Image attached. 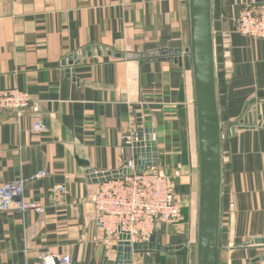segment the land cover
<instances>
[{
  "label": "crops",
  "instance_id": "1",
  "mask_svg": "<svg viewBox=\"0 0 264 264\" xmlns=\"http://www.w3.org/2000/svg\"><path fill=\"white\" fill-rule=\"evenodd\" d=\"M245 1L211 0L223 177L218 264H264V243H256L264 239V39L237 31ZM190 47V0H0V89L33 99L22 111L0 108V187L21 180L25 199L46 208L0 213V264H42L45 253L70 254L73 264H198ZM254 107L261 121L246 122ZM146 116L154 167L175 181L189 214L158 225L156 243L169 249L129 253L97 225L92 174L134 165L136 148L124 137L145 128ZM37 117L48 131H33Z\"/></svg>",
  "mask_w": 264,
  "mask_h": 264
},
{
  "label": "built area",
  "instance_id": "2",
  "mask_svg": "<svg viewBox=\"0 0 264 264\" xmlns=\"http://www.w3.org/2000/svg\"><path fill=\"white\" fill-rule=\"evenodd\" d=\"M236 29L245 36L264 39V0H246L236 20ZM33 105L29 93L18 89H0V108L19 111ZM136 132L126 135L125 141L135 147L146 142L144 126H138ZM33 131H48L46 123L37 117ZM145 148L147 145L144 146ZM143 172L134 171L122 177H114L99 184L91 199L98 212L97 225L104 234L116 237L120 241H129L132 245L148 241L163 222H176L182 218V205L176 194L175 181L157 170L154 165ZM179 174V172L177 173ZM45 172L36 176L43 177ZM55 192L64 191L58 186ZM23 181H12L0 187V213L12 211L45 212V206L37 201H27L24 197ZM42 264H73L70 254L41 255Z\"/></svg>",
  "mask_w": 264,
  "mask_h": 264
},
{
  "label": "water",
  "instance_id": "3",
  "mask_svg": "<svg viewBox=\"0 0 264 264\" xmlns=\"http://www.w3.org/2000/svg\"><path fill=\"white\" fill-rule=\"evenodd\" d=\"M191 6V60L194 71L197 130L200 161V199L198 218V264H218V241L221 217L222 198V156H221V125L218 113L216 84V54L211 22V0H190ZM261 92L259 97L262 98ZM256 99L252 101L254 104ZM258 109L246 117V122L261 121ZM146 142L136 145V160L114 173L92 174L93 182L102 183L114 177L143 172L156 165V145L153 140L151 117H145ZM264 125V122H259ZM147 145L145 148L144 146ZM256 243H264L257 239ZM131 253L133 250L164 249L157 245L154 233L148 241L134 243L121 241V250ZM173 248V247H172ZM128 258V257H127Z\"/></svg>",
  "mask_w": 264,
  "mask_h": 264
},
{
  "label": "rangeland",
  "instance_id": "4",
  "mask_svg": "<svg viewBox=\"0 0 264 264\" xmlns=\"http://www.w3.org/2000/svg\"><path fill=\"white\" fill-rule=\"evenodd\" d=\"M188 214H189V211L187 209H185L183 211L182 218L180 220L176 221V222H171V223H173V224H179V223H181L183 221H186Z\"/></svg>",
  "mask_w": 264,
  "mask_h": 264
}]
</instances>
